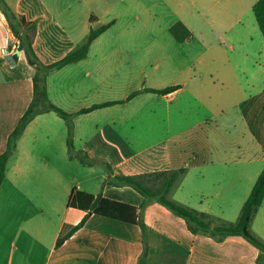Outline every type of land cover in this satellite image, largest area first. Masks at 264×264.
<instances>
[{
	"label": "crops",
	"instance_id": "obj_1",
	"mask_svg": "<svg viewBox=\"0 0 264 264\" xmlns=\"http://www.w3.org/2000/svg\"><path fill=\"white\" fill-rule=\"evenodd\" d=\"M4 3L35 24L34 49L43 63L56 62L58 53L64 57L78 48L91 28L114 22L93 41L87 58L50 73L47 87L52 104L73 114L94 104L125 102L77 115L70 153L67 123L55 113H42L25 128L0 189V264H139L144 239L149 247L144 264H257L260 250L242 236L193 234L185 219L157 201L141 210L145 198L132 187L117 184V176L142 175L147 180L161 172L183 170L176 187L168 193L177 188L172 201L205 214L212 228L238 222L242 206L264 169V160L263 166L250 169L247 165L260 159H244L245 152L237 156L210 142L204 147H189L186 155V147L181 146V141H191L201 126L190 105L200 103L203 111L215 107V85L224 82L223 74L195 77L190 88L180 82L171 85L168 79L172 76L160 64L131 68L127 76L123 69L126 59L143 49L126 48L123 40L136 41L138 35L110 34L121 17H111V9L96 14L95 6L119 7L118 14L125 15L130 8H144L142 0ZM192 5L199 23L217 30L223 27L217 7L200 2ZM174 34L182 44L193 41L185 27ZM13 40L16 38L0 4V155L33 100L35 70L24 66V51H15V62L7 59L12 52L4 54ZM148 71L159 73L161 80L128 90L129 83ZM178 71L180 76L186 68ZM172 86L180 88L169 95L147 91ZM136 91L140 92L128 100ZM189 120L192 127H186ZM73 189L136 207L144 229L91 213L87 222L57 247L58 239L87 214L68 204ZM263 205L250 230L264 240L258 229Z\"/></svg>",
	"mask_w": 264,
	"mask_h": 264
},
{
	"label": "rangeland",
	"instance_id": "obj_2",
	"mask_svg": "<svg viewBox=\"0 0 264 264\" xmlns=\"http://www.w3.org/2000/svg\"><path fill=\"white\" fill-rule=\"evenodd\" d=\"M257 1L142 0L144 8H130L125 15L118 14L119 7L95 6L96 14L111 9V17H121L120 23L110 34L123 32L138 35L136 41L123 40L126 48L143 49L138 55L126 59L123 69L127 76L131 68L138 70L160 64L167 67V74L172 76L168 79L171 85L180 82L190 88L195 77H208V73L223 74L221 78L224 82L215 85V107L203 111L204 107L200 103L190 105L195 111V121L201 126L195 129L191 141H181V146L186 147V155L191 149L189 147H204L211 142L215 147L230 150L237 156L245 152L244 159H260L257 163L247 165L250 169L263 166L264 37L253 12ZM199 2L208 7H217L223 24L221 29H213L206 23L198 22L201 19L192 4ZM180 27L187 28L193 35L191 44H182L175 38L174 31H179ZM62 55L58 53L57 61ZM22 62L25 67L28 66L25 55ZM178 68H186L185 73L178 76ZM148 72L129 83L128 90L138 89L142 85H156L161 80L159 73ZM193 125L191 120L186 122V127ZM148 177L147 180L144 177V186L148 185L152 189L158 188L163 180L157 174ZM176 190L174 188L167 198L171 200ZM261 213L258 229L264 234V205Z\"/></svg>",
	"mask_w": 264,
	"mask_h": 264
},
{
	"label": "trees",
	"instance_id": "obj_3",
	"mask_svg": "<svg viewBox=\"0 0 264 264\" xmlns=\"http://www.w3.org/2000/svg\"><path fill=\"white\" fill-rule=\"evenodd\" d=\"M2 9L6 16L7 22L12 30L13 36L19 41L18 50L24 51L27 63L34 68L35 74L32 79L33 82V100L30 103L27 111L20 119L18 125L9 137L7 149L0 155V189L6 178L8 169V163L12 157L15 149H17V143L23 134L25 128L35 119L36 116L53 112L67 123V144L69 153L73 151V128L74 119L77 115L83 113H89L95 109H102L104 107L123 104L125 101H111L103 104H94L89 108L82 109L77 113H68L65 110L52 104L48 94L47 80L50 73L60 70L69 64L80 62L87 58L89 49L93 41L99 36L105 33L114 22L91 28L90 33L85 38L84 42L78 47L69 52L65 57H62L56 62L43 63L34 49V38L36 32V26L34 23L29 22L23 16L15 14L10 7L6 6L4 0H0ZM255 19L264 37V0H258L253 7ZM14 60H17V54L13 55ZM180 87L172 86L161 90H147L161 95L172 94L176 92ZM139 92L132 93L128 100H131ZM183 170L161 172L159 176L163 177L162 183L158 188L152 189L148 185L144 186V177L141 176H128L118 177V185L129 186L139 192L145 201L141 205L143 210L151 201H157L164 205L167 209L172 211L175 215L185 219L188 224V229L193 233L199 232L211 233L213 236L220 238L228 235L242 236L248 242L256 246L260 250V255L257 264H263L264 259V240L260 239L257 235L251 232V223L257 210L263 205L264 202V169L259 175L257 181H255L251 193L243 204L239 220L236 224L221 227H211V223L206 220V216L195 210H190L188 207L180 205L175 201L167 198L169 191L174 183L181 177ZM148 186V187H147ZM70 207L87 211V214L75 227L68 231L64 236L58 239L57 247L63 245L67 238H70L81 226L87 222V219L91 213L96 215L105 216L108 218H114L119 221L134 223L140 225V228L144 229V222L142 220V214L134 206L120 203L116 200L104 198L101 194L95 197L93 194H89L82 191L72 190L70 198L68 199ZM148 244L144 239L143 253L140 257L139 264H144V261L148 254Z\"/></svg>",
	"mask_w": 264,
	"mask_h": 264
},
{
	"label": "built area",
	"instance_id": "obj_4",
	"mask_svg": "<svg viewBox=\"0 0 264 264\" xmlns=\"http://www.w3.org/2000/svg\"><path fill=\"white\" fill-rule=\"evenodd\" d=\"M18 44H19V41L17 40H13L10 44H9V47L4 50V54L5 55H9L10 52H12V54L15 53V51L18 50Z\"/></svg>",
	"mask_w": 264,
	"mask_h": 264
},
{
	"label": "water",
	"instance_id": "obj_5",
	"mask_svg": "<svg viewBox=\"0 0 264 264\" xmlns=\"http://www.w3.org/2000/svg\"><path fill=\"white\" fill-rule=\"evenodd\" d=\"M16 53L19 54L20 53V50H17ZM7 59L10 60V61H12V62H15L13 56H8Z\"/></svg>",
	"mask_w": 264,
	"mask_h": 264
}]
</instances>
